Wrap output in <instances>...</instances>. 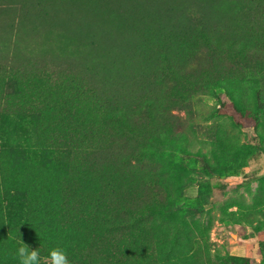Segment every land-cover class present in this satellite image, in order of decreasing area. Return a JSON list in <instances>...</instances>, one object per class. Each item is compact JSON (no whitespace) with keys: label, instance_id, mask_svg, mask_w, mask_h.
<instances>
[{"label":"trees","instance_id":"trees-1","mask_svg":"<svg viewBox=\"0 0 264 264\" xmlns=\"http://www.w3.org/2000/svg\"><path fill=\"white\" fill-rule=\"evenodd\" d=\"M219 3L243 9L226 24L200 19L192 27L173 28L172 37L158 29V39L137 47L142 59L131 69L138 85L152 89L108 91L104 83L87 87L76 76L59 83V77L42 73L13 78L17 99L10 96L7 103L15 116L0 120V130L5 124L10 131H0V264H20L17 249L23 242L38 249L40 264H47L54 248L63 249L70 264L91 259L102 242L116 250L122 244L121 255L138 246L147 253L149 242L141 239L147 234L144 219L170 204L160 172L164 165L152 146L187 142L194 149L196 127L209 115L201 110V98L214 85L227 90L235 75L250 74L237 77L246 90L262 83L264 98V0ZM194 70L196 77L188 74ZM41 78L53 84L44 99L40 95L50 83ZM227 128L228 121H222L219 133L228 134ZM16 149L29 150L47 164L8 189L4 155ZM32 206L41 211L30 212ZM45 211L55 231L47 244L40 242L43 223L35 227L33 218ZM78 218L98 243L67 230ZM138 256L143 260V253ZM156 256L154 249L146 260Z\"/></svg>","mask_w":264,"mask_h":264},{"label":"rangeland","instance_id":"rangeland-1","mask_svg":"<svg viewBox=\"0 0 264 264\" xmlns=\"http://www.w3.org/2000/svg\"><path fill=\"white\" fill-rule=\"evenodd\" d=\"M242 9L219 0H0V120L15 116L7 98L16 97V75L49 74L59 77V83L76 76L87 87L104 83L108 91L152 89L138 85L131 69L142 59L137 47L158 39V29L172 37L173 28L192 27L200 19L226 24ZM188 74L196 77L198 72ZM248 75H235L227 90L207 88L201 110L209 115L196 127L194 149L187 142L152 146L158 164L164 165L160 172L170 204L144 219L147 234L141 239L149 242L147 253L138 246L121 255L122 244L116 250L113 243L102 242L93 258L73 264H163L165 259L171 264H264V98L262 83L246 90L237 78ZM48 81L40 99L50 94L53 84ZM224 120L228 134L221 135ZM1 125L0 131L10 132ZM34 155L26 149L4 155L8 189L35 177L37 166L47 164ZM38 208L32 206L30 212ZM39 214L33 217L35 227L43 223L40 242L47 244L55 231L48 212ZM80 221L67 230L98 243L99 237ZM154 249L157 256L146 260Z\"/></svg>","mask_w":264,"mask_h":264},{"label":"clouds","instance_id":"clouds-1","mask_svg":"<svg viewBox=\"0 0 264 264\" xmlns=\"http://www.w3.org/2000/svg\"><path fill=\"white\" fill-rule=\"evenodd\" d=\"M17 256L20 264H40L38 249H32L24 242L23 246L17 249ZM47 264H70V262L67 253L63 249L54 248L49 253Z\"/></svg>","mask_w":264,"mask_h":264}]
</instances>
